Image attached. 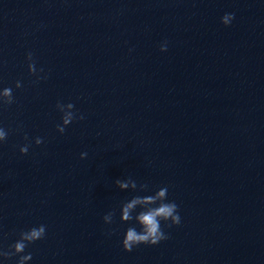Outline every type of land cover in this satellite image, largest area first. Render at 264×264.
<instances>
[{
  "label": "water",
  "instance_id": "water-1",
  "mask_svg": "<svg viewBox=\"0 0 264 264\" xmlns=\"http://www.w3.org/2000/svg\"><path fill=\"white\" fill-rule=\"evenodd\" d=\"M2 87L0 247L44 224L26 264H264V0H0ZM162 186L181 223L125 251L121 203Z\"/></svg>",
  "mask_w": 264,
  "mask_h": 264
},
{
  "label": "clouds",
  "instance_id": "clouds-1",
  "mask_svg": "<svg viewBox=\"0 0 264 264\" xmlns=\"http://www.w3.org/2000/svg\"><path fill=\"white\" fill-rule=\"evenodd\" d=\"M234 19V13H225L221 17V23L228 26ZM161 51L167 50V42L160 45ZM26 60L28 61V72L36 76L38 83L40 80L47 79V75H40L44 69L37 70L35 67V60L31 51L27 52ZM23 87L20 80L15 81V88ZM16 102L12 87L0 88V109H4ZM56 109L62 114L61 123L56 124V130L63 134L66 127L75 120H83V114H77L78 110L71 102L63 103L57 101ZM19 131V128L17 129ZM10 130L0 126V144L7 141ZM23 139L27 142L19 147L20 153L27 154L31 147L32 141L27 133H24ZM44 142L42 137H35L34 143L40 145ZM87 156V152H81L80 157L83 159ZM115 185L121 190L131 189L135 192H148L149 187L145 183L138 184L131 176L125 179H116ZM139 209V211H137ZM115 210L106 213L103 216V221L106 224L113 223ZM120 221L130 222L135 221V225H139V230L135 225L129 226L123 236L121 245L125 251L131 252L137 246L143 245H157L163 240H167L169 235L161 228V222H164L167 227L179 225L181 223V216L178 211V205L168 199V188L162 186L158 190L148 195H134L130 199L124 201L120 205ZM46 236V225L40 224L33 226L27 230H21L18 233V239L9 244L7 248L0 247V258L3 260H11L13 257H18L16 264H26L32 259L31 252H25L29 245L37 240H42Z\"/></svg>",
  "mask_w": 264,
  "mask_h": 264
}]
</instances>
